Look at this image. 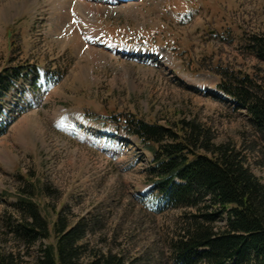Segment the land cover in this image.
<instances>
[{"label":"rangeland","instance_id":"374dc122","mask_svg":"<svg viewBox=\"0 0 264 264\" xmlns=\"http://www.w3.org/2000/svg\"><path fill=\"white\" fill-rule=\"evenodd\" d=\"M252 37H264V0H0V72H29L0 105V264H38L58 215L88 225L86 257L175 264L195 211L162 209L127 119L195 123L264 186V138L218 89L248 76L264 91ZM26 200L50 232L31 246L12 230Z\"/></svg>","mask_w":264,"mask_h":264},{"label":"trees","instance_id":"16d2710c","mask_svg":"<svg viewBox=\"0 0 264 264\" xmlns=\"http://www.w3.org/2000/svg\"><path fill=\"white\" fill-rule=\"evenodd\" d=\"M249 43L251 54L264 62V37H252ZM26 71L14 67L0 72V105L18 83L28 81ZM223 78L218 89L245 110L264 138V91L248 76ZM125 125V134L150 155L152 184L162 209L195 211L184 217L171 244L174 263L264 264V186L241 155L229 145L213 144L208 132L192 122L166 128L127 119ZM17 208L22 221L12 230L18 239L31 246L50 237L48 222L31 200ZM219 221L222 227L215 226ZM87 229L83 222L70 225L58 215L55 244L40 249L38 264H127L111 253L86 257Z\"/></svg>","mask_w":264,"mask_h":264},{"label":"bare ground","instance_id":"6f19581e","mask_svg":"<svg viewBox=\"0 0 264 264\" xmlns=\"http://www.w3.org/2000/svg\"><path fill=\"white\" fill-rule=\"evenodd\" d=\"M132 1V0H131ZM131 1H129V2H131ZM81 15V14H80ZM80 15H78V16H80ZM82 16V15H81Z\"/></svg>","mask_w":264,"mask_h":264}]
</instances>
